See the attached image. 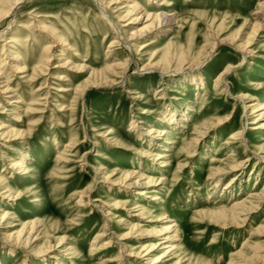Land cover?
I'll use <instances>...</instances> for the list:
<instances>
[{"label":"rangeland","instance_id":"obj_1","mask_svg":"<svg viewBox=\"0 0 264 264\" xmlns=\"http://www.w3.org/2000/svg\"><path fill=\"white\" fill-rule=\"evenodd\" d=\"M103 1L114 21L126 18L120 22L128 25L122 28L126 39L140 36L131 41L132 50L122 43L110 48L117 35L96 0H26L16 13L8 11L11 0H0V91L5 84L11 90L0 94V215L7 213L0 230V264H117L107 262L116 257L117 246L109 252H89L105 223L112 232L128 233L123 240L127 251L138 252L149 237L174 235L172 242L179 246L175 257L184 255L181 248L188 249L183 264H240L239 258L264 264V250L254 253L251 248H264V229L258 227L264 206L241 226L221 227L196 214L230 206L264 187V164L250 150L264 143V127L249 129L244 143L227 144L229 127L243 122L249 126L250 121L245 103L234 95L252 91L264 99V0H166L160 7L173 13L175 21L170 30L155 35L144 31L153 19L146 21L143 15V20H135L143 14L140 9L127 14L128 8H121L129 0L111 8L114 0ZM136 1L154 13L159 7L154 2L161 0ZM52 32L67 45L62 41L48 53ZM248 39L252 54L244 57L235 46L246 47ZM45 55L49 64L43 63ZM67 61L66 68L55 66ZM149 62L154 67L141 70ZM227 66L234 68L225 74L226 92L220 94L215 80ZM162 69L169 70L166 77ZM193 77H201L204 86L191 82ZM89 82L95 83L80 90ZM174 88L176 92H169ZM174 106L186 114L184 127L161 119ZM217 117L225 118L199 128ZM140 119L144 122L137 123ZM113 135L118 143L109 140ZM148 140L167 147L168 166L155 162L161 150ZM71 142L76 148L67 147ZM188 147L194 148L189 156ZM25 148L32 154L29 169L13 174L11 161ZM64 149L69 160L60 163ZM233 157L236 161L228 164V173L215 186L210 170L219 160ZM241 161V168L233 169ZM130 171L154 179V185L161 186V199L142 193L144 186H128L136 179L127 177ZM228 184L234 196L227 193ZM87 189L89 200L84 197ZM140 207L146 214L140 215ZM36 220L41 225L28 251L9 244L8 235ZM134 223L139 227L132 229ZM169 225L172 229L164 230Z\"/></svg>","mask_w":264,"mask_h":264},{"label":"bare ground","instance_id":"obj_2","mask_svg":"<svg viewBox=\"0 0 264 264\" xmlns=\"http://www.w3.org/2000/svg\"><path fill=\"white\" fill-rule=\"evenodd\" d=\"M25 1L26 0H11L12 3L10 5L8 11L10 13L18 12V10H20V8L23 6ZM96 1L99 5V8L101 10V14L103 15L104 20L109 23L108 25L110 26V28L113 29L114 33L117 35V37L112 41L110 48L115 46V44L122 43V44H124L125 47L132 50L131 41H134V40L138 41L140 36H133V37H130L129 39H126L122 33V28H123V26H128V25L126 23L124 25H120V22L125 21L126 18H122L119 16V20L114 21L111 18V14L107 10V6L104 5V1L103 0H96ZM163 1L166 2V0H161L159 3L154 2L155 6L156 5L159 6L158 10L154 13L149 12L145 7H143L142 5L137 3L136 0H129L128 5L123 4V6L121 8H123V7L128 8V10L125 9L127 14H130L134 9L135 10L140 9L143 12V14L136 16L135 20H138V21L143 20L142 19L143 15L147 18L146 21H149V20L151 21L153 19L152 22H150L149 25H147L145 27L144 31H146L152 35H155L156 32H162V31L170 30L171 25L175 21V16L173 13H168L162 7H160V6H164ZM119 2H120V0L111 1L110 8L113 7L114 4H118ZM132 8H134V9L132 10ZM129 9H131V10H129ZM20 26L23 28L25 27L24 24L20 25ZM260 28H263V27H260ZM41 30L45 31L43 29H41ZM51 36L54 38V40L52 41L51 44L50 43L48 44L47 48L45 49L46 52L51 53L52 48L54 49L55 47H57L58 44L62 41L64 42L63 43L64 45H67L65 39L60 38L59 36L55 35L54 33ZM222 42L223 41L219 42V44H222ZM134 43H136V42H134ZM214 44L216 45V43H214ZM251 45H252L251 40L248 39L245 42L246 47L241 48L240 46L239 47L235 46L236 47L235 49H238L240 52L243 53L244 57H246L247 55L252 54V49L250 48ZM144 46H146V45H144ZM53 52H54V50H53ZM60 55L63 56L64 52L61 53ZM131 56H133V54H131ZM15 57L17 59H21L20 54H15ZM57 59L62 60L61 57H58ZM195 59H197V57ZM128 60H129V58H127L126 64L128 63ZM132 60H135L134 56L132 57ZM141 60H142V58H141ZM198 61L200 62V58ZM43 63L49 64L50 63V56L45 55V57L43 58ZM43 63H41V64H43ZM68 63H69V61L64 62L62 64H56L55 66H58L61 68L62 67L66 68L67 67L66 64H68ZM42 66H44V65H42ZM152 66L154 67V65H151V63L149 62L148 64L144 65L141 70H145L148 68L152 69L153 68ZM85 67H86V65L81 66V68H85ZM156 67H158V66L155 65V68ZM233 68L234 67H232V66H227L226 69L224 71H222V73L215 80V81H217L215 86H217L218 89L220 90V92H221L220 94H224V92H226V89H224V86H226L225 74L227 72H229L230 70H232ZM71 69H73V68H71ZM24 70H26V69H23L22 71H24ZM168 71L169 70H164V69L160 70L162 76H165V77H166ZM63 72L67 73L66 70L60 71V73H63ZM172 72H174V71H172ZM67 74H66V76H67ZM61 77H63V76H61ZM126 78H127L126 75H124L122 77V81H120L119 83L124 84ZM200 79H201V77H199V79L196 77H193L191 82H194V84H198V86H201L203 80L199 81ZM59 80H61V79H59ZM94 83L95 82H89L88 84L82 85V86H80V90H82L84 92L86 89L92 87ZM257 85L261 86V83H259ZM1 86L2 87L4 86L0 91L1 95L4 94L5 92H11V90L9 89L10 86H8V84L7 85L6 84L1 85ZM202 86H204V85L202 84ZM60 90H63V89H60ZM68 90H70V88H68ZM167 91H168V89H167ZM170 91L176 92L177 89L176 88L169 89V92ZM234 96H236L235 99L242 101V103H245V108L248 111L247 112L248 119L250 121L248 120L249 126H247V124L243 122V123H241V125H232L229 127V129L232 130V132L229 134L230 137L227 141V144H229V146H234V145L241 143V142L244 143L245 138L248 135L249 129H257V128L264 127V121H263L264 120V99L260 98L259 96H255V92H252V91H248L247 93L243 92L242 94L234 95ZM158 98H163V96L159 95ZM249 98H254V100L246 102V100H248ZM185 110H187V107L184 109V111ZM185 116H186V114L182 110H179L176 106H174V108L170 109L169 113L166 116L161 117V119H165L168 117V120H167L169 122L168 125L176 126V127L180 128V127H184L183 123L186 120ZM224 118L225 117H217L216 119H210L206 122H203L202 123L203 125H201L199 128L202 127V130H203L210 124H216V125L221 124L223 122ZM17 120H15V121H17ZM140 122H144V121H142V119L137 121V123H140ZM163 122H165V121H163ZM133 123L134 122H132V124ZM136 125L134 123V125H132L131 128H135ZM2 128L3 127H1L0 130ZM202 130L200 131V129H198L197 134H200L202 132ZM160 132H167V130H162ZM113 134H117V132L114 131ZM162 134H164V133H162ZM138 136H139V138L144 139L140 134ZM234 139H237V141H231ZM109 140H112L111 142H113V143L119 142L116 135H113ZM148 141H149V144L152 145L154 140H148ZM154 142L156 143V142H158V140H155ZM193 142L196 143L197 139H194ZM167 143H168V141H167ZM75 144H76L75 142H71V144L67 145V147L76 148L77 145H75ZM156 144H158V145H155V148H157L161 151L157 152L154 160L157 164H159L163 167H166L171 163L169 161V158H170L169 154L170 153L167 152V147H165V146L162 147L161 142L156 143ZM193 145L195 147V144H193ZM189 149L190 148L188 147V149L185 150L187 153H189L188 156L191 154L192 151H194V148L190 149V150ZM248 149H250V148L248 147ZM254 149H255L254 151L252 149H250V150L255 155V157H257L264 164V143H258L256 145H254ZM163 150H165V151H163ZM142 152L145 155H149V156L152 155L149 151L144 150V149H142ZM66 153L67 152L64 149L59 154L58 162H60V163L68 162L69 158L66 157L67 156ZM234 155H236V154H233V155L231 154V156H234ZM30 159H32L31 151L29 148H25L24 150H21L20 152H18L16 158L11 161L9 168L11 169L13 174L27 173V171L29 169L28 161ZM235 161H236L235 157H233L230 160H227V159L219 160L215 164V166L210 170V173H211L210 178L217 180L216 183L214 184L215 186L228 173V171H229L228 170V164L234 163ZM85 163H86V161H85ZM243 163H244V161H241L239 163H235V165H233V169L241 168ZM262 163H259V164L262 165ZM11 171L9 173H11ZM128 176H131V178L136 177V179L134 181L131 180L132 182H130L128 184V186H130V187L144 186V187H146L147 190H142L141 191L142 193H147V195L155 194V196L153 197V199L155 201L156 200L158 201L159 199H161V196L159 195V190H160L161 186L160 185H154L155 184L154 179L152 180L151 177H147L144 174H140L138 171H130V173L127 174V177ZM236 177L237 176H235L233 179H235ZM1 179H2V177L0 176V181H1ZM106 179H107V177H106ZM3 181L6 182V179L3 178ZM159 182L161 183V181H159ZM228 185L229 186H225V188L226 189L229 188V190H230L231 187H233V185L232 184H228ZM8 190H11V188H9ZM89 191H90V189H87L84 192L85 193L84 197H86L87 200L90 199L89 198L90 197ZM225 191H224V193H226ZM127 192H130V191L127 190ZM228 192L230 193V195L234 196L233 191L230 190V191H227V193ZM227 193H226V195H227ZM125 203H127V202H125ZM262 206H264V187L258 192L251 193L248 197H241V198L236 199V201L230 206H221V207H217V208L200 209V210L196 211V214L203 219L209 218L211 220V222H214L215 224H218L221 227H225L227 225V223L234 224L235 226H241L242 223H244L250 216H252L255 212H257ZM136 207H138V206H136ZM140 209H141V212H140L141 216L146 214V212H145L146 208L140 207ZM103 212L106 213V215L109 214V211H107V210L103 211ZM6 214L7 213L0 215V230L3 226V221H4ZM212 214H213V216H210ZM107 220H108V218H107ZM167 220L173 221L172 218H168ZM40 223H41L40 220H36L35 222H33L31 224H28V225L24 224L22 229L19 232H17L15 235H13V234L8 235V241L10 242L9 244H11V246H13V247L14 246L15 247L23 246V248L25 249V252L28 251L26 248H28L29 244L34 242L33 241L34 237H35L34 236V230L38 226L41 225ZM26 227H29V230L26 232L25 238L21 239V235H22L23 231L26 229ZM137 227H139V223H134L132 225V229L137 228ZM258 227L260 229L259 231L264 229V221ZM171 229H172V225L166 226L164 228V230H166V231L171 230ZM174 230H175V228H174ZM175 232H176V230H175ZM160 234H162V233H160ZM252 234H253V232H252ZM107 236H109L110 238H107V239L104 238ZM128 236H129L128 233L120 235V234H117L116 232H112L110 225H108V223H105L104 229L92 241V243L90 245L89 252L90 253H95V252L102 253V252H107V251L109 252L110 250L114 249L117 246L119 249L117 251V254L115 255L116 257L109 259L107 261V262H112V261L117 262V264H125V263H127V264H158L161 261H163V263L166 264L167 262H169L170 260H172L174 258H176L175 264H183L184 258L189 255V253L187 252L188 249L183 247V248H181V250L183 251L184 255L182 257H175L176 251L179 249V246L175 245V243L172 242V240L175 239L174 235H167V236L161 237L159 239H154V237H149L147 239V241H145L143 244H141L139 246L140 250L138 252L127 251L128 250L127 249L128 247L126 244L127 242L123 241V240H125V238H128ZM103 238L106 240L103 241ZM62 240H64V239H62ZM248 242H249V239H247L245 241V244ZM251 248L254 249V253H259L260 251L264 250V248L257 247L254 245H252ZM74 250H75V246H71L70 251H74ZM128 255H130L131 257H129ZM190 257L191 256H189V258ZM186 259H188V258H186ZM236 260L239 261L240 264H250V263H248L247 260L242 259V258H239ZM236 260H232V261H236ZM27 262L28 261L25 260L23 264H27ZM232 263H234V262H232Z\"/></svg>","mask_w":264,"mask_h":264}]
</instances>
